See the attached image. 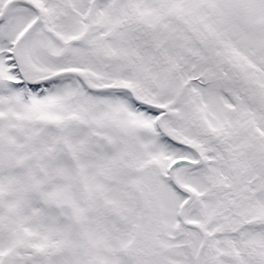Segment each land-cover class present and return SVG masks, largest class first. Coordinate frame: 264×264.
I'll return each mask as SVG.
<instances>
[{"label": "snow or ice", "instance_id": "6c2138e0", "mask_svg": "<svg viewBox=\"0 0 264 264\" xmlns=\"http://www.w3.org/2000/svg\"><path fill=\"white\" fill-rule=\"evenodd\" d=\"M0 264H264V0H0Z\"/></svg>", "mask_w": 264, "mask_h": 264}]
</instances>
